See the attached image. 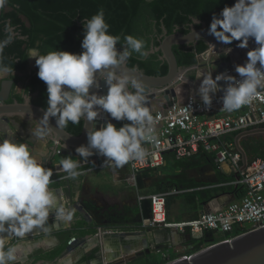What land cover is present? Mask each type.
<instances>
[{"label": "clouds", "instance_id": "9594fccd", "mask_svg": "<svg viewBox=\"0 0 264 264\" xmlns=\"http://www.w3.org/2000/svg\"><path fill=\"white\" fill-rule=\"evenodd\" d=\"M6 3L7 0H0V8ZM198 23L197 18L195 24ZM83 27L80 54L59 50L41 54L37 48L28 50V58L35 60L37 75L46 84L48 94V107L35 134L41 138L50 134L51 119L61 129L69 122L75 125L84 120L85 127L87 123L92 126L87 131V144L75 149L78 157L87 162L93 155H99L105 158L103 166L116 168L130 161L142 163L149 155L144 143L157 142L156 120L142 83L118 73L117 69L133 52L146 57L145 41L127 35L123 50L119 51L116 46L121 38L109 34L110 25L105 21L103 9L83 20ZM5 31L8 36L0 41V53L14 38L11 25H5ZM209 35L224 44L240 41L237 46L242 49L248 48L250 39L257 45L247 52L243 65L235 66L239 79L228 73L213 79L209 72L198 88L205 106H211L213 97L222 91V108L227 112L239 110L264 89V0H236L233 6H225L219 16L213 15ZM231 51L227 48L224 54ZM9 71L0 64V76ZM101 81L108 89L106 95L99 94ZM220 81L226 84L223 89L218 87ZM92 88L97 91L90 94ZM104 113L116 121L130 123L117 128L108 121L97 130L96 121ZM60 166L67 178L81 174L79 162L71 156L61 159ZM52 175L50 169L37 162L26 144L0 139V264H13L17 260L16 246L5 248L9 236L23 237L38 228L47 231L45 225L53 213L60 221L72 220V210L66 209L49 187Z\"/></svg>", "mask_w": 264, "mask_h": 264}, {"label": "built area", "instance_id": "2783aa9c", "mask_svg": "<svg viewBox=\"0 0 264 264\" xmlns=\"http://www.w3.org/2000/svg\"><path fill=\"white\" fill-rule=\"evenodd\" d=\"M198 62L188 71L195 72V98L189 97L185 102H180L171 108L159 110L152 115L156 120L157 142H145L144 147L149 155L141 163L130 161L127 166L129 174L126 177L131 187L141 190L147 185V180L155 178L157 173L168 167L170 159L176 162L201 159L204 156L214 158L218 167L227 165L230 174L234 177L231 183L225 186H235L243 190V195H229L233 199L227 205H218L215 199L206 204L197 218L187 222H171L167 218V200L169 193H153L149 197H139L140 202L147 199L150 202L148 219H143V229H166L176 238L197 240L198 243L208 236L219 239L212 242L206 248L221 242H229L247 233L264 228V157L252 158L248 156L244 167L243 157L237 150L235 140L226 139L232 133L264 129V90L252 100L251 103L239 110L227 112L222 108L220 97L223 93L218 92L213 97L211 106H205L199 96L198 88L203 77L211 72L213 79L217 75V69L221 63L228 62L231 67L227 71L229 75L239 79L235 72L236 65H243L246 61L235 62L232 56L223 59L214 48L197 56ZM205 71V73H201ZM20 118L11 119L10 126L17 125ZM29 121L35 122L31 119ZM106 121H116L110 114L104 113L96 122L104 124ZM127 121H121L122 127ZM18 127V125H17ZM22 133L30 134V130L23 127ZM12 130L8 134L9 139L16 141ZM60 156H74V150L58 146L56 151ZM171 155V158H169ZM105 158L93 155L87 162L84 160L80 166H89L93 170L114 169L115 166L104 165ZM43 167L50 169L48 166ZM51 170V169H50ZM52 176L66 174L63 170H51ZM123 230L99 229V233H116ZM205 247V245L203 246ZM194 248L192 245L178 246L171 242L163 246L154 247V254L159 258L158 264H168L181 258H189V252ZM205 249V248H203ZM176 254V258L171 256Z\"/></svg>", "mask_w": 264, "mask_h": 264}, {"label": "trees", "instance_id": "16d2710c", "mask_svg": "<svg viewBox=\"0 0 264 264\" xmlns=\"http://www.w3.org/2000/svg\"><path fill=\"white\" fill-rule=\"evenodd\" d=\"M235 2L233 0H7L5 6L0 8V41L8 36L5 25H11L14 38L0 53V64L10 69L11 75L13 73L23 75L11 76L14 87L18 84H23L24 87L22 95H15L17 101L23 103V95L35 96L32 98V103L46 110L48 107L47 86L39 79L38 68L36 67V70L27 74L30 60L28 58L29 49L37 48L41 54L56 50L80 54L83 51L81 47L84 38L83 20L90 19L100 9H103L105 21L110 25L109 34L121 38L116 46L119 51L123 50L124 37L127 35L145 41L144 51L148 55L141 57L133 52L126 61L128 67L138 68L148 76L163 77L168 73V65L160 59L161 52L154 54L149 52L160 46L165 37L164 30L167 35L176 32L186 35L192 26L197 29L202 27V25L194 24V19L197 18L209 29L213 15L219 16L225 6L231 7ZM239 43L240 41H236L233 45L232 57L237 63L246 61L247 52L257 47L254 39H250L248 48H239L237 46ZM208 48L203 41H198L191 48L176 46L173 49L179 66L190 68L197 64V56L206 52ZM13 101L11 98L10 102ZM161 108L164 110L167 106L162 104ZM83 125V120L75 125L69 122L64 129L79 136ZM239 134L241 132L232 133L226 139L234 141ZM247 152L252 158L258 157V154ZM202 158L207 161L212 160L208 155ZM184 162L186 161L176 162L170 159L169 165L173 163L181 167ZM87 168L90 167H85ZM218 175L219 179L225 180L226 184L234 180V177H226L220 171ZM221 190L228 191L230 195H236L237 198L243 195V190L235 186H227ZM198 196L199 200L205 204L215 200L210 190H205ZM84 225V223H79L75 228L83 229ZM92 233L96 234L95 231ZM74 235L73 230L60 233L57 236L61 241L60 246L48 253L38 251L35 255L36 261L54 262L64 252ZM218 240L214 236H208L197 246L216 243ZM187 244L191 245L190 242ZM199 250L198 247L193 248L189 254H194Z\"/></svg>", "mask_w": 264, "mask_h": 264}, {"label": "water", "instance_id": "95a60500", "mask_svg": "<svg viewBox=\"0 0 264 264\" xmlns=\"http://www.w3.org/2000/svg\"><path fill=\"white\" fill-rule=\"evenodd\" d=\"M236 1V0H233ZM194 19V24H195ZM202 25L201 28L197 29L192 26L190 32L186 35L176 32L172 35H167L164 30V39L160 46L156 49H152L149 53L161 52L160 59L167 63L168 73L163 77L148 76L141 72L138 68L131 69L128 67L127 62L122 65L117 72L122 75H128L132 78L137 79L145 88V94L148 97V106L153 109L152 114L162 110L161 106L159 109H155V103L160 105H166L167 108H171L179 103V97L177 93L178 85H187L190 88L189 97L195 98V72L188 71L189 68L180 67L177 57L174 53V47L186 46L191 48L193 44L198 41H203L208 47H213L215 53L220 57L227 59L229 56H233V45L236 41L231 44H224L218 42L214 36L209 35V29L206 24ZM213 45V46H212ZM227 48H231L232 51L225 55L224 51ZM231 65L228 62L221 63L217 69V75L226 73L230 70ZM187 80V83L184 81ZM13 81H9V87L13 85ZM218 87L223 89L226 87L224 81L218 83ZM8 88V86H7ZM131 90V89H130ZM264 90V89H261ZM260 90V91H261ZM6 91V90H5ZM0 93V139L8 138V134L11 131L10 122L13 118L31 119L39 124V119L43 118L45 109L34 105L30 99V96L24 95V102L20 103L17 100L10 102L11 94L9 91ZM95 88L90 89V94L96 92ZM107 87L104 82L101 81V88L99 94L106 95ZM223 93L222 91H220ZM187 100V99H186ZM84 121V120H83ZM108 122V121H106ZM114 125H121V121H110ZM103 124L96 122L97 130ZM50 126L52 127L49 138L55 144V153L58 150V146L62 145L70 150H74L81 145L87 144V131L91 128V123H87L85 127V121L83 125L82 133L79 136H75L69 133L64 128H58L55 124V119L50 120ZM258 135H264V129L248 131L241 133L235 139L237 150L243 157L244 167L247 163V155L243 148H241V142L247 137H254ZM141 204V212L143 219L149 218L150 213V202L145 199ZM66 209L72 210L73 221H78L80 218L87 224L91 223L90 215L87 210L81 206L78 202H74L72 199L63 205ZM77 214V215H76ZM55 218L54 213L50 214L49 220ZM55 224L56 231H64L61 226V222L52 221ZM49 227V224L45 225ZM39 238L34 241H24L16 246V255L21 253L27 247L35 248L33 253L17 258L13 264H46L45 261H36L34 254L36 251H43L45 253L53 251L54 248L59 246V239L56 236L53 237H41L43 229H39ZM66 230V229H65ZM36 232V231H35ZM7 235V234H5ZM26 235V234H25ZM24 235V236H25ZM191 240V237H187V241L183 242L172 235L166 229H140L128 232H116L112 234L108 233H97L93 236L87 237H73L69 242L60 256L59 260L50 264H78L80 259L85 256H90L91 253L98 250L94 259L88 264H112L127 255L135 256L143 250L148 249L150 246H158L171 242L177 243L178 246L187 245V242ZM44 246V247H43ZM86 264V263H84ZM168 264H264V228L247 233L240 236L232 241L221 242L198 251L191 255L189 258H181Z\"/></svg>", "mask_w": 264, "mask_h": 264}, {"label": "rangeland", "instance_id": "374dc122", "mask_svg": "<svg viewBox=\"0 0 264 264\" xmlns=\"http://www.w3.org/2000/svg\"><path fill=\"white\" fill-rule=\"evenodd\" d=\"M32 61L33 59L30 58L29 64ZM11 76L12 75L9 72L3 76H0V93L6 90L10 92L9 94H11V96L14 94L22 95L24 92L23 84H18L16 87H14L13 83L12 87H9L8 83L9 81H12ZM14 76L23 75L14 74ZM262 139H264V136L261 138V140ZM240 145L244 151H251L253 154H257L258 147H261V149L264 150V142H241ZM78 159H80V161L82 160L80 157H78ZM218 171V165L214 158H212L210 161L203 160V158L186 161L181 167H177L172 163L171 165H168L166 169H163L157 173L155 179L152 181V186L150 189L143 191L140 190V192L129 187L125 182H120L121 180L116 181L113 175L108 171L93 170L92 168H88L79 172L81 173L80 175H83L85 181L88 183V195L100 198L104 200L105 203V206L101 210L104 220H102L100 227H96L98 233L99 229H117L123 231L142 229L143 217L138 193L142 194L143 197L146 198L153 193L159 192L175 194L171 195V197L167 200V218L171 222H176L179 220L182 221L186 218L190 220L195 217L193 216L194 214L196 215L198 212H201L206 204L199 200L200 197L198 194L204 193L205 190H210L213 197H215L214 199L219 200L223 197L222 199L224 200L220 199V202L218 203L219 205L222 206L223 204L226 205L230 203L233 198L229 196L230 194L228 191L223 192L221 190V188H225L227 186H225V180L219 179ZM221 174H223V172H221ZM188 242L194 246V249L198 247V249H200L199 251L211 244L206 243L204 244L205 247H203L204 245L202 244L201 246H197L199 244L197 240L191 239ZM15 244L16 243L14 241L7 247L14 246ZM36 253L37 251L34 254ZM176 254L177 253L171 256L175 257ZM61 255L62 253L57 259H55V261L59 260ZM47 263L50 264L51 262ZM158 263V257L155 255L149 256L147 254V250H143L140 253H137L127 264ZM112 264L124 263H121V260H118Z\"/></svg>", "mask_w": 264, "mask_h": 264}, {"label": "crops", "instance_id": "0c3cea01", "mask_svg": "<svg viewBox=\"0 0 264 264\" xmlns=\"http://www.w3.org/2000/svg\"><path fill=\"white\" fill-rule=\"evenodd\" d=\"M36 67L37 66L35 64V60L33 59V61L29 64L30 72L34 71L36 69ZM201 73L203 74L205 72L202 71ZM186 93L187 92H185V94H183V96L181 97V99H180L181 103L185 102L187 97L189 96ZM160 106H158V108H155V109H159ZM17 125L19 127H17ZM17 125H16V127L12 126V125L10 126L11 130H12V135H13V137L16 138V142L26 144L28 149H29V151L35 156V158H36L38 163H41L43 166L44 165L48 166L51 170H62V168L60 166V161L64 157H68V156H60V155H57L55 153V144L49 138L48 135H46L43 138H41V137H39V136H37L35 134L36 129L40 125L38 123H36V122H32V121H29V120H26V119H23V118L18 119ZM22 127L24 129H26V130L28 128L30 130V134L28 135V134L22 133L20 131ZM263 136L264 135H258V136H254V137H247V138L243 139L242 142H245V143H249L250 141L252 143H253V141H255L257 143L264 142V141H262L264 139L261 140V138H263ZM257 154H258V157L263 158L264 157V150L261 149V147H258ZM71 157L73 159L77 160L79 162V164H81V162L83 161V159L80 161V159H78L77 155H74V156H71ZM85 167H90L91 168V167H93V165L80 166L78 171L86 170ZM218 169H219V171L223 172V175H225L226 177L231 176L230 169H229V167L227 165L222 166V169L218 167ZM104 171L110 172L113 175V177H114V179L116 181H118V180L120 181L121 180L120 182H125L129 187H131L126 181V177L129 174V170H128L127 166H123L122 168H116L115 167L114 169H106ZM154 179L155 178L148 179L147 180V185H145V186H148V187L142 188L141 191L150 189L151 186H152V181ZM87 184L88 183L85 181L83 175H79L76 178H67V174H62V175H59V176H52L50 178L49 187H50L51 190H53L56 193V195L58 197H60L63 205L66 204L67 202H69V200L72 199L74 202H78L81 206H83L87 210L89 215H90V219H91V223L90 224L85 223L80 218L77 222L73 221V220L67 221V222L62 221V223L59 225V226H61V228L64 229V231L73 230L74 233H75L74 237H87V236L95 235L92 232L95 231V233H97L96 227H100V225L102 224L101 223L102 220H104L103 215L101 213L102 208L105 206L104 205L105 204L104 200H102L100 198H97L95 196H89L88 195L89 194V190H88L89 188H88ZM131 188H134L136 191L140 192V190L135 188V187H131ZM138 194H139L138 197H143L142 194H140V193H138ZM222 198H220V199L224 200ZM220 199L218 200V203L220 202ZM94 204H95V206H94ZM199 213L200 212H198L196 215L194 214L193 216H195V217L193 219L189 220V219L186 218V219H184L182 221L179 220V221H176V222H187V221L194 220L195 218H197ZM189 218H190V216H189ZM52 221H57L56 223L61 222L56 217L53 218V220H49L48 223H47V224H49V227L48 226L46 227L48 230L47 231H42L41 232V234H42L41 237L42 236L43 237H48V238L49 237H53V236L57 237L60 233L63 232V231H56V232L51 233V231L55 230V224H53ZM79 223H84L85 224L83 229L75 228V226L77 224H79ZM84 232H87V234H84ZM38 237H40L38 229H34V231H32L30 233H27L23 237H17L15 235H11V236H9L7 242L5 243V248H7V246L9 244H12V242H14V241L16 243L14 246H17L19 243L24 242V241H34ZM59 246H57L54 249H57ZM34 251H35V248L27 247L26 249H24L20 253V255L17 254L16 256H17V258L22 259V257L27 256L30 253H33ZM27 264H30V263H27ZM37 264H40V262L37 263ZM46 264H49V263H46Z\"/></svg>", "mask_w": 264, "mask_h": 264}, {"label": "flooded vegetation", "instance_id": "af4514ba", "mask_svg": "<svg viewBox=\"0 0 264 264\" xmlns=\"http://www.w3.org/2000/svg\"><path fill=\"white\" fill-rule=\"evenodd\" d=\"M36 70V69H35ZM31 72H30V69H29V71H28V73L27 74H30ZM14 75V73L12 74V76ZM22 75V74H21ZM24 96V95H23ZM11 98H13V100L15 101V100H17L16 98H15V94L11 97ZM32 98H35V96H30V99H31V101H32ZM160 103H155V108H158V106H160L159 105ZM124 232H128V231H124ZM59 239V238H58ZM181 241H183V242H185V241H187V239L185 238H183V239H180V242ZM61 244V241L59 240V245ZM164 244H162V245H158V246H163ZM154 247H157V246H150L148 249H146L147 250V254L150 256V255H155L156 257H158L156 254H154ZM55 249H53V251H54ZM98 253V250L97 251H95V252H93V253H91L90 254V256H85V257H83V258H81L80 259V261H79V263L78 264H84V263H86V264H88L91 260H93L94 259V257H95V255Z\"/></svg>", "mask_w": 264, "mask_h": 264}, {"label": "bare ground", "instance_id": "6f19581e", "mask_svg": "<svg viewBox=\"0 0 264 264\" xmlns=\"http://www.w3.org/2000/svg\"><path fill=\"white\" fill-rule=\"evenodd\" d=\"M185 92H187L186 94L189 95L190 93V88L187 85H178L177 87V93H178V97H179V101L181 99V97L183 96V94H185ZM27 120V119H26ZM19 127V126H18ZM17 252H19V250H17ZM19 254V253H18ZM20 255V254H19ZM134 258L133 255H127L126 257L121 259V263L127 264L129 263L132 259Z\"/></svg>", "mask_w": 264, "mask_h": 264}]
</instances>
